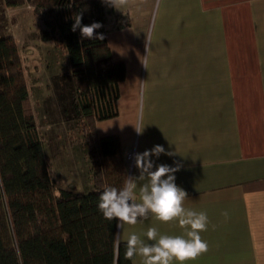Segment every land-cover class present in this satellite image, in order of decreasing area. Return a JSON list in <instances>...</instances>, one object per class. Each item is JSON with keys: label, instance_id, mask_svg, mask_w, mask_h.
<instances>
[{"label": "crops", "instance_id": "1", "mask_svg": "<svg viewBox=\"0 0 264 264\" xmlns=\"http://www.w3.org/2000/svg\"><path fill=\"white\" fill-rule=\"evenodd\" d=\"M110 11L107 44L125 76L98 135L134 154L163 145L172 155L156 163L182 165L186 205L209 217L207 251L188 264H264V0H115ZM128 167L139 174L134 156ZM152 225L182 232L149 217L120 242Z\"/></svg>", "mask_w": 264, "mask_h": 264}, {"label": "trees", "instance_id": "2", "mask_svg": "<svg viewBox=\"0 0 264 264\" xmlns=\"http://www.w3.org/2000/svg\"><path fill=\"white\" fill-rule=\"evenodd\" d=\"M113 1L2 0L7 8L31 7L42 25L38 38L63 52L52 83L62 121L73 123L67 140L85 183L80 190L57 186L41 131L49 124L48 100L30 89L16 39L0 35V264H133L126 242L115 243L116 221L97 207L104 187H120L129 171L120 138L96 130L98 122L118 115L125 76L106 39ZM78 13L82 25L101 22L95 32L102 40L72 30ZM120 18L121 26L129 25ZM30 90L36 92L35 109Z\"/></svg>", "mask_w": 264, "mask_h": 264}, {"label": "clouds", "instance_id": "3", "mask_svg": "<svg viewBox=\"0 0 264 264\" xmlns=\"http://www.w3.org/2000/svg\"><path fill=\"white\" fill-rule=\"evenodd\" d=\"M101 27L98 21L82 25L81 14L78 13L72 30L79 28L82 38L102 40L103 34L95 32ZM134 128L137 134L144 130V126ZM161 154L172 155L159 144L135 153L134 165L139 174L126 176L120 187L105 186L97 207L106 220L116 221L120 230L113 235L117 247L125 225H135L149 217L161 223L177 222L182 226L179 234L161 232L155 225L142 233L130 231L125 254L130 258L139 256L142 264H188L207 251L208 242L201 233L207 230L209 217L206 211L186 205L187 192L176 183L175 176L182 165L179 162L157 164Z\"/></svg>", "mask_w": 264, "mask_h": 264}, {"label": "rangeland", "instance_id": "4", "mask_svg": "<svg viewBox=\"0 0 264 264\" xmlns=\"http://www.w3.org/2000/svg\"><path fill=\"white\" fill-rule=\"evenodd\" d=\"M41 28L42 25L35 20L31 7L7 8L0 0V35H9L16 39L30 89L37 88L38 95L48 100L47 105L51 111L48 113L49 124L43 126L41 131L46 135L47 154L53 164L57 186L80 190L85 183V176L81 163L67 140L68 127H72L73 123L62 121L60 108L55 100V86L52 83L51 71L58 72L59 63L62 64L63 61V52L54 42H44L38 38L37 33ZM34 80L36 83L33 85ZM35 93L32 90L30 94L33 109L36 108Z\"/></svg>", "mask_w": 264, "mask_h": 264}, {"label": "built area", "instance_id": "5", "mask_svg": "<svg viewBox=\"0 0 264 264\" xmlns=\"http://www.w3.org/2000/svg\"><path fill=\"white\" fill-rule=\"evenodd\" d=\"M133 156H134L133 149H130L127 153H125V157H126L128 164H131Z\"/></svg>", "mask_w": 264, "mask_h": 264}]
</instances>
